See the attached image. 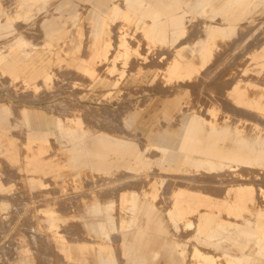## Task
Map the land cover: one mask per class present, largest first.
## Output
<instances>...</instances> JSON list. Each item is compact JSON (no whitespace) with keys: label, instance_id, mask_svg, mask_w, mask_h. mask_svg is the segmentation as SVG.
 <instances>
[{"label":"rangeland","instance_id":"obj_1","mask_svg":"<svg viewBox=\"0 0 264 264\" xmlns=\"http://www.w3.org/2000/svg\"><path fill=\"white\" fill-rule=\"evenodd\" d=\"M233 1L0 0V264H264V0L183 66Z\"/></svg>","mask_w":264,"mask_h":264},{"label":"bare ground","instance_id":"obj_2","mask_svg":"<svg viewBox=\"0 0 264 264\" xmlns=\"http://www.w3.org/2000/svg\"><path fill=\"white\" fill-rule=\"evenodd\" d=\"M248 1V0H245ZM164 2H166V0H164ZM168 2L172 3L174 2L173 0H168ZM233 4L236 6H238V10L234 15H230L229 17H227L228 11H231L234 7H225L224 8V18L225 20L228 22V26H219L218 28H214L213 30H209L208 31V36L206 40H204L203 42L199 43L196 47L189 49L190 51H183L182 52V57H183V66L184 68H186L187 70L191 71V72H195L197 70H200L202 67H204L207 62H208V58L211 57V53L210 51L212 50L211 47L214 44H217L216 40L218 38H221L223 36H225L226 34H228L231 30L232 27L231 25H236L237 22L245 20L247 18L250 17V14L254 11L253 9H248L246 11H244L245 9H242L241 5H243L242 2L238 3L237 0L233 1ZM158 6L160 7V5L158 4ZM161 8V7H160ZM173 15H172V24L175 27L174 29V33H173V40L176 41L179 38V35L181 33V25L183 24V20H182V15L180 14L182 12L181 11V7H177L174 3L173 6ZM171 12V11H170ZM228 18V19H227ZM161 19L159 18V21ZM232 22H234V24H232ZM159 25H162L161 22H159ZM164 30L160 32V37H162L164 34ZM208 42L207 44H204V42ZM258 58H260V55L258 56ZM257 64H256V70H259L262 73V69L264 68V60H257ZM210 74V73H208ZM149 133L153 134V136L159 140H164L166 142V138L167 135L164 134L162 131H160L159 129L156 128H151L149 130ZM166 144V143H164ZM166 147L170 148V146L166 145ZM210 218H212L211 216H209ZM210 220V219H209Z\"/></svg>","mask_w":264,"mask_h":264},{"label":"crops","instance_id":"obj_3","mask_svg":"<svg viewBox=\"0 0 264 264\" xmlns=\"http://www.w3.org/2000/svg\"><path fill=\"white\" fill-rule=\"evenodd\" d=\"M164 1V0H163ZM174 1V0H173ZM166 4H167V8H168V6L169 5H173L174 6V2H172V3H170V2H168V0H166V2H165ZM156 4L158 5L159 3H157L156 2ZM130 6H132L131 4H129ZM172 9H173V7L171 8V10H166V11H171V13H173V11H172ZM133 10H135V11H144V9L142 8V7H139V6H134L133 7ZM93 13H94V11H93ZM174 14V13H173ZM173 14H171L170 15V17H169V15H167L168 17H169V20H170V18L172 19V15ZM162 20V19H161ZM164 24H166L167 25V22H165ZM164 28L166 29V27H165V25H163L162 26V30H164ZM152 34V33H151ZM164 35H165V30H164V33H163ZM41 153H43V152H41ZM40 153V154H41ZM26 251V250H25ZM21 261H25V259H23V258H21ZM85 261H89V263H91V264H104V262L103 261H95V260H85Z\"/></svg>","mask_w":264,"mask_h":264}]
</instances>
